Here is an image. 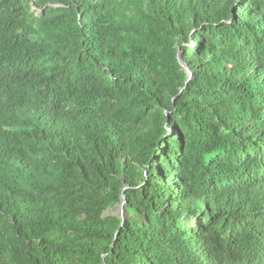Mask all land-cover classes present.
I'll use <instances>...</instances> for the list:
<instances>
[{"label": "trees", "instance_id": "trees-1", "mask_svg": "<svg viewBox=\"0 0 264 264\" xmlns=\"http://www.w3.org/2000/svg\"><path fill=\"white\" fill-rule=\"evenodd\" d=\"M0 264H264V0H0Z\"/></svg>", "mask_w": 264, "mask_h": 264}, {"label": "water", "instance_id": "water-1", "mask_svg": "<svg viewBox=\"0 0 264 264\" xmlns=\"http://www.w3.org/2000/svg\"><path fill=\"white\" fill-rule=\"evenodd\" d=\"M182 66H183L184 68H186L183 64H182ZM190 79H191V74H190V76H189V80H190ZM124 190H126V188H125ZM125 204H126V196L123 195V203H122L121 208H120V210H119L120 216L123 218V220H125V212H124V209H123Z\"/></svg>", "mask_w": 264, "mask_h": 264}, {"label": "rangeland", "instance_id": "rangeland-1", "mask_svg": "<svg viewBox=\"0 0 264 264\" xmlns=\"http://www.w3.org/2000/svg\"><path fill=\"white\" fill-rule=\"evenodd\" d=\"M33 11L36 16H40L42 14L41 10L34 9Z\"/></svg>", "mask_w": 264, "mask_h": 264}]
</instances>
